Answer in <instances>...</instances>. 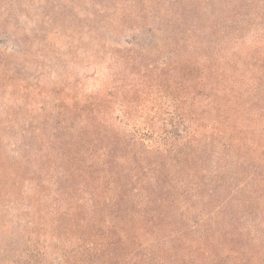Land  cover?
Masks as SVG:
<instances>
[{
  "label": "rangeland",
  "instance_id": "374dc122",
  "mask_svg": "<svg viewBox=\"0 0 264 264\" xmlns=\"http://www.w3.org/2000/svg\"><path fill=\"white\" fill-rule=\"evenodd\" d=\"M0 264H264V0H0Z\"/></svg>",
  "mask_w": 264,
  "mask_h": 264
},
{
  "label": "trees",
  "instance_id": "16d2710c",
  "mask_svg": "<svg viewBox=\"0 0 264 264\" xmlns=\"http://www.w3.org/2000/svg\"><path fill=\"white\" fill-rule=\"evenodd\" d=\"M69 101H72V99H69ZM90 98H85V102L80 105V107L76 106H72L73 109L75 111H78L80 113V116H78V120H77V124L76 126H80L79 130L81 131H85L87 130V132H92V139L90 142H97V143H103L105 141H103L102 137L104 136V134H97L94 131L96 130V128L100 127L102 130H104L105 135H106V121H104V117L106 119V112L104 107L102 106V102L101 100L98 102L97 105L94 104V102L89 103ZM90 104H92L93 107V112L91 109ZM89 106V110L87 109ZM96 106V109H95ZM69 110H72L71 108H67L65 110V113L61 116H63V121H65L66 116ZM91 127V129H90ZM69 129H71L69 127ZM90 129V130H89Z\"/></svg>",
  "mask_w": 264,
  "mask_h": 264
}]
</instances>
